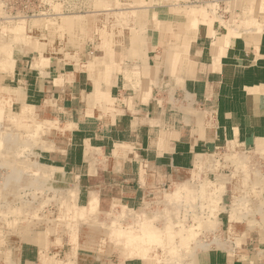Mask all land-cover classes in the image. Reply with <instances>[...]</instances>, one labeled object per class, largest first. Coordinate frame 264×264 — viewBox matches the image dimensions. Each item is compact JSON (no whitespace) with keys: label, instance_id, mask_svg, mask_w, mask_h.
Listing matches in <instances>:
<instances>
[{"label":"crops","instance_id":"obj_1","mask_svg":"<svg viewBox=\"0 0 264 264\" xmlns=\"http://www.w3.org/2000/svg\"><path fill=\"white\" fill-rule=\"evenodd\" d=\"M213 1L220 12L212 22L178 28L169 50L165 35L153 32L142 37V49L110 51L108 62L96 60L86 41L67 56L47 46L32 57L18 49L3 78L18 112L58 122L71 139L47 153L80 197L91 190L101 201L136 207L204 166L221 192V235L191 264H264V0ZM219 150L251 159L258 208L243 239L241 222L230 221L238 183L224 170L233 166L222 162L216 173L207 161ZM32 241L23 252L40 249Z\"/></svg>","mask_w":264,"mask_h":264},{"label":"rangeland","instance_id":"obj_2","mask_svg":"<svg viewBox=\"0 0 264 264\" xmlns=\"http://www.w3.org/2000/svg\"><path fill=\"white\" fill-rule=\"evenodd\" d=\"M212 2L0 0V264H6L5 259L7 264H91L94 258L114 263L142 260L145 264H191L211 240L220 238L221 192L204 166L188 171L180 182L156 189L155 195L150 193L136 207L101 201L91 190L86 198L84 192L80 197L70 174L57 167L60 160L47 153L61 141L66 145L71 139L64 137L58 122L40 120L31 110L18 112L3 78L13 68L12 54L18 49L32 57L47 46L48 51L67 56L68 50L76 52L86 41L96 60L108 62L110 51L114 55L115 48L127 44L132 50L136 43L142 49L143 36L153 32L165 35L169 42L163 48L169 50L173 37L180 38L178 28L193 25L196 29L199 22H212L219 11ZM26 8H34V14L23 13ZM66 19L73 20L72 26ZM207 161L217 166L216 173L222 172V162L233 166L231 171L224 170L225 177L238 183L230 221H240V238L248 237L253 229L252 214L258 208L253 202L256 192L249 154L219 150ZM234 211L238 218L232 216ZM143 230L154 232L156 239L143 241L146 249L141 255L126 241ZM35 237L40 249L23 252V245L32 246Z\"/></svg>","mask_w":264,"mask_h":264},{"label":"bare ground","instance_id":"obj_3","mask_svg":"<svg viewBox=\"0 0 264 264\" xmlns=\"http://www.w3.org/2000/svg\"><path fill=\"white\" fill-rule=\"evenodd\" d=\"M0 5H2L1 3H0ZM189 10V9H188ZM220 12V11H219ZM58 14V13H57ZM192 14V13H191ZM65 18V17H64ZM194 19V18H193ZM68 20V21H67ZM196 20V19H195ZM204 21V20H203ZM66 22H67V25L68 26H72V24H73V20L72 19H66ZM192 22V21H191ZM195 24H196V22H195ZM126 25V24H125ZM67 26V27H68ZM121 27V26H120ZM190 27H191V25H190ZM23 28V27H22ZM193 29H195V27H193ZM231 30V29H230ZM256 30H257V28H256ZM112 31V30H111ZM109 32V31H108ZM120 33V32H119ZM136 33V32H135ZM110 34V33H109ZM137 34V33H136ZM109 38V37H108ZM129 38H130V36H129ZM137 38V36H135L134 35V38H133V40H135ZM131 39V38H130ZM111 41V40H110ZM225 41H226V39H225ZM132 42V41H131ZM134 43H135V41H133ZM115 43V42H114ZM117 43V42H116ZM119 44H120V42H119ZM109 46V45H108ZM131 46V45H130ZM135 46V45H134ZM137 46V45H136ZM110 48V47H109ZM134 48V47H133ZM111 49V48H110ZM254 50V49H253ZM93 62V61H92ZM86 64V63H85ZM110 121V120H109ZM47 146V145H46ZM96 155V154H95ZM93 158V157H92ZM94 160H96L95 158H94ZM28 161V160H27ZM91 161V160H90ZM32 168V167H31ZM9 174V173H8ZM11 181V180H10ZM7 184V183H6ZM5 184V185H6ZM13 184V183H12ZM4 185V186H5ZM3 186V185H2ZM95 192V191H94ZM167 195V194H166ZM165 195V196H166ZM95 196V195H94ZM97 199V198H96ZM93 200V199H92ZM2 201V200H1ZM68 203V202H67ZM88 204V203H87ZM118 205V204H117ZM67 206H68V204H67ZM191 207V206H190ZM113 208H115V206L113 207ZM112 208V209H113ZM184 208V207H183ZM87 209V208H86ZM194 209V208H193ZM201 209V208H200ZM205 209V208H204ZM79 210V209H78ZM84 210V209H83ZM116 210V209H115ZM114 210V211H115ZM176 210V209H175ZM199 210V209H198ZM3 212V211H2ZM208 212V211H207ZM94 213V212H93ZM187 213V212H186ZM190 213V212H189ZM89 214V213H88ZM234 214V213H233ZM14 215V214H13ZM72 215V214H71ZM215 215V214H214ZM89 216V215H88ZM74 217V216H73ZM197 217H198V215H197ZM63 218V217H62ZM66 218H68V217H66ZM72 218V217H71ZM75 218V217H74ZM262 218V217H261ZM140 221V220H139ZM143 221V220H142ZM199 221V220H198ZM197 221V222H198ZM201 221V220H200ZM213 221V220H212ZM263 221V220H262ZM207 222V221H206ZM204 223H205V220H204ZM131 224V223H130ZM198 224H200V223H198ZM139 225V224H138ZM202 225V224H201ZM130 227V226H129ZM145 227V226H144ZM195 227V226H194ZM200 227V226H199ZM202 227V226H201ZM21 229V228H20ZM121 229V228H120ZM133 229V228H132ZM200 230V229H199ZM129 231H130V229H129ZM131 231H133V230H131ZM137 231V230H136ZM152 231H153V229H152ZM135 232V231H134ZM177 232V231H176ZM198 232V231H197ZM123 233V232H122ZM131 233V232H130ZM180 233V232H179ZM162 234V233H161ZM160 234V235H161ZM118 235V234H117ZM116 235V236H117ZM134 235V234H133ZM146 235V236H145ZM124 236V235H123ZM165 236V235H164ZM146 237V238H145ZM197 237V236H196ZM116 238V237H115ZM119 238V237H118ZM146 239H156V234L154 233V232H151L150 230H143V232L142 233H140V234H138V235H135V237H132V235H130V236H128L127 237V241L126 242H128V244H130L131 245V248L132 249H134L135 250V252H137V253H139V254H141V255H143V253H144V248L145 247H143L142 246V243H143V241L144 240H146ZM77 240V239H76ZM118 240V239H117ZM124 240V239H123ZM126 240V239H125ZM165 240V239H164ZM172 240H170V242H171ZM125 243V242H124ZM171 244V243H170ZM185 245V244H184ZM183 245V246H184ZM182 246V247H183ZM6 248V247H5ZM146 249V248H145ZM170 249H172L171 248V246H170ZM6 251V250H5ZM129 251V250H128ZM133 251V250H132ZM5 253V252H4ZM5 260H7V263H8V259H5ZM6 263V264H7Z\"/></svg>","mask_w":264,"mask_h":264},{"label":"built area","instance_id":"obj_4","mask_svg":"<svg viewBox=\"0 0 264 264\" xmlns=\"http://www.w3.org/2000/svg\"><path fill=\"white\" fill-rule=\"evenodd\" d=\"M32 9H33V11L30 10L29 8L23 9V13H25V14H28V13L34 14L35 9H34V8H32ZM16 12H17V13L20 12L19 9H18ZM16 16H18V15L15 14V17H16ZM28 16H29V15H27L26 17H28Z\"/></svg>","mask_w":264,"mask_h":264}]
</instances>
